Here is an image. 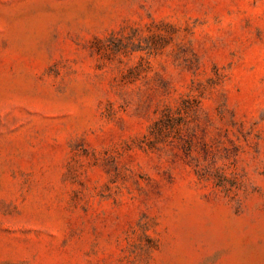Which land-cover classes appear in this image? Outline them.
<instances>
[{
  "label": "rangeland",
  "instance_id": "obj_1",
  "mask_svg": "<svg viewBox=\"0 0 264 264\" xmlns=\"http://www.w3.org/2000/svg\"><path fill=\"white\" fill-rule=\"evenodd\" d=\"M0 264H264V0H0Z\"/></svg>",
  "mask_w": 264,
  "mask_h": 264
}]
</instances>
